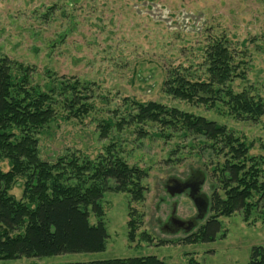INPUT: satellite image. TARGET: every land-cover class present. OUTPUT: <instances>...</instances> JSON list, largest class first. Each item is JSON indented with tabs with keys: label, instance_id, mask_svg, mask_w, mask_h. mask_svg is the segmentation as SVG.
<instances>
[{
	"label": "rangeland",
	"instance_id": "rangeland-1",
	"mask_svg": "<svg viewBox=\"0 0 264 264\" xmlns=\"http://www.w3.org/2000/svg\"><path fill=\"white\" fill-rule=\"evenodd\" d=\"M225 37L232 48L246 53V80L236 79L234 91L250 88L264 102V0H0V57L33 66L35 80L46 75L73 76L90 82L94 111L81 120L57 117L38 136L39 157L55 161L71 153L93 160L114 143L118 154L144 173V198L129 202L125 192L106 191L102 197L105 249L89 253H61L45 257L0 259V264L80 263L108 259L156 256L164 264H246L254 246L264 247V221L253 211L219 217L221 230L210 242H185L198 227L185 234L160 229L171 204L176 215L192 217L196 211L184 194L171 197L166 180L184 179L190 170L205 175L201 191L209 198L217 186L216 160L193 137L174 135L165 141L152 133L158 126L143 125L140 137L133 126L110 129L99 136L101 119L127 120L132 102H157L225 125L253 143L251 154L262 153L264 114L256 123L235 121L216 109L175 99L163 92L166 70L180 66L194 79H206L204 48L209 39ZM9 169L6 160L0 163ZM21 179L9 191L22 194ZM132 215V216H131ZM137 217L134 239L128 223ZM160 220V222L158 221ZM89 221L95 223L92 214Z\"/></svg>",
	"mask_w": 264,
	"mask_h": 264
},
{
	"label": "trees",
	"instance_id": "trees-1",
	"mask_svg": "<svg viewBox=\"0 0 264 264\" xmlns=\"http://www.w3.org/2000/svg\"><path fill=\"white\" fill-rule=\"evenodd\" d=\"M206 79H194L180 66L166 70L163 92L175 99L222 110L235 121L256 123L264 114L262 98L232 83L246 80V53L230 46L225 37L207 41L204 51ZM33 66L0 57V259L45 257L61 253H89L105 249L108 234L104 225L102 197L106 191L125 192L129 202L144 198L141 185L145 173L130 166L114 143L91 160L69 154L55 161L39 157L38 136L57 117L81 120L94 111V89L90 82L73 76L46 75L35 80ZM127 120L101 119L100 138L110 129L158 126L153 135L170 141L174 135L193 137L202 150L213 155L217 184L209 198L211 216L185 242H210L221 230L219 217L242 212L248 220L256 211L264 221V144L254 155L253 143L238 137L225 125L157 102H132ZM18 179L22 194L9 193ZM92 214L95 223L89 221ZM132 216V215H131ZM137 217L128 223V238L134 239ZM134 222V223H132ZM56 264H164L156 256ZM246 264H264V247L254 246Z\"/></svg>",
	"mask_w": 264,
	"mask_h": 264
},
{
	"label": "water",
	"instance_id": "water-1",
	"mask_svg": "<svg viewBox=\"0 0 264 264\" xmlns=\"http://www.w3.org/2000/svg\"><path fill=\"white\" fill-rule=\"evenodd\" d=\"M197 172H199V174H197L193 180L183 181L180 178L171 176L164 184V188L170 196L179 195L189 189L188 197L196 208V215L188 220H181L178 217H174L177 230L181 229L185 234L194 229L198 220L204 219L208 212V199L206 196L199 193L201 186L204 184L205 176L201 171L197 170ZM174 212L175 210L173 208L172 214H174ZM177 230L171 231V233H176Z\"/></svg>",
	"mask_w": 264,
	"mask_h": 264
},
{
	"label": "flooded vegetation",
	"instance_id": "flooded-vegetation-1",
	"mask_svg": "<svg viewBox=\"0 0 264 264\" xmlns=\"http://www.w3.org/2000/svg\"><path fill=\"white\" fill-rule=\"evenodd\" d=\"M197 174H199V172H197V170H190V171H189V174H188L184 179H181V180H183V181H184V180H193ZM204 176H205V175H204ZM201 187H202V186H201ZM201 189H202V188H200L199 193H200V194H203L204 196L207 197V199H208V204H209V197H208L204 192H202ZM188 192H189V189H187L185 192H183V193H181V194H184V195H186V196L188 197ZM181 194H179V195H181ZM175 196H176V195L171 196V197H175ZM188 198H189V197H188ZM191 202H192V201H191ZM193 205H194V204H193ZM176 206H177V205H176L175 202H173V203L171 204V211H170V214L168 215L166 221L160 223V229H161V230H163V231H165V232H171V231L177 230V226L175 225V221H176V220L174 219V217H175V218L178 217V216L176 215ZM194 207H195V206H194ZM173 208H174V210H175L174 214H172ZM195 211H196V208H195ZM196 213H197V212H196ZM196 213H195L192 217H190V218H193V217L196 215ZM178 218H179V217H178ZM190 218H188V219H190ZM179 219H181V218H179ZM188 219H181V220H188ZM204 219H205V218H204ZM204 219H202V220H198L196 227H198L199 222L203 221ZM158 221L160 222L159 219H158ZM196 227H195V228H196ZM195 228H194V229H195ZM192 230H193V229H192ZM192 230H191V231H192ZM191 231H190V232H191ZM178 232H183V230L179 229V230L176 231V233H178Z\"/></svg>",
	"mask_w": 264,
	"mask_h": 264
}]
</instances>
